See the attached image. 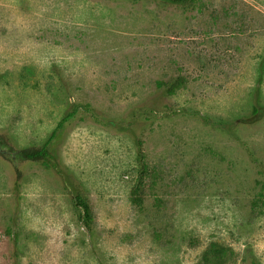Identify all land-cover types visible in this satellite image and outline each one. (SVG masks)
<instances>
[{"label": "rangeland", "instance_id": "obj_1", "mask_svg": "<svg viewBox=\"0 0 264 264\" xmlns=\"http://www.w3.org/2000/svg\"><path fill=\"white\" fill-rule=\"evenodd\" d=\"M0 264H264V0H0Z\"/></svg>", "mask_w": 264, "mask_h": 264}, {"label": "trees", "instance_id": "obj_2", "mask_svg": "<svg viewBox=\"0 0 264 264\" xmlns=\"http://www.w3.org/2000/svg\"><path fill=\"white\" fill-rule=\"evenodd\" d=\"M173 1L184 2L186 0H173ZM178 84H179V82H177L176 85H178ZM71 115H73V114L67 115L63 119V121L66 120L68 117H71ZM54 134H55V132H53V134L51 135V138L54 136ZM19 154L25 159L32 160V161H43L44 163L49 164L50 152H49L47 144H45L44 146H42L40 148H24V149L20 150ZM137 194H138V192H137V188H136L135 191L133 192L134 199L132 198V200L136 204H140L139 202H140L141 199H140V197H138ZM76 203H77L78 206L83 208L85 224L87 226H90V224L92 222V219H93V216H92V208H91L89 202L84 197L78 195L76 197ZM213 251L217 253L216 256H217V259L219 260L220 257H221V255H219V253H221L222 250L219 249V248H217V249L214 248ZM206 259H210V258L207 257Z\"/></svg>", "mask_w": 264, "mask_h": 264}]
</instances>
